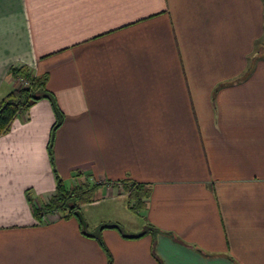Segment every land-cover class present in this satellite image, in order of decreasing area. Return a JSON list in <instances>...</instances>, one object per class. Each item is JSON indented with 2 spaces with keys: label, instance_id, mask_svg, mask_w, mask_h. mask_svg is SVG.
<instances>
[{
  "label": "crops",
  "instance_id": "crops-1",
  "mask_svg": "<svg viewBox=\"0 0 264 264\" xmlns=\"http://www.w3.org/2000/svg\"><path fill=\"white\" fill-rule=\"evenodd\" d=\"M20 67L49 97L0 135V264H264V0H0V100ZM57 172L141 223L48 212Z\"/></svg>",
  "mask_w": 264,
  "mask_h": 264
},
{
  "label": "trees",
  "instance_id": "trees-1",
  "mask_svg": "<svg viewBox=\"0 0 264 264\" xmlns=\"http://www.w3.org/2000/svg\"><path fill=\"white\" fill-rule=\"evenodd\" d=\"M14 74L29 81V86L18 88L10 92L0 100V135L7 133L14 120L24 111L42 98H47L48 76H32L28 70L22 67L15 69ZM57 125L53 131L57 129ZM52 146V136L50 139ZM129 207L133 211H140L144 207L145 200L149 197L150 187L144 183H132L127 181ZM96 185H91L87 177L77 186L67 187L64 181L57 179L55 194L51 197L46 210L48 212L58 211L64 218L75 217V212L84 204L97 201L95 196ZM37 215H39L37 213ZM145 234V233H144ZM91 236V235H90ZM93 237V235L91 236ZM108 264H111L109 261Z\"/></svg>",
  "mask_w": 264,
  "mask_h": 264
},
{
  "label": "rangeland",
  "instance_id": "rangeland-1",
  "mask_svg": "<svg viewBox=\"0 0 264 264\" xmlns=\"http://www.w3.org/2000/svg\"><path fill=\"white\" fill-rule=\"evenodd\" d=\"M26 82H28V84H26ZM22 83L24 86H29V84H30L29 81H23ZM53 161H54V163H53L54 167H57V165H56L57 162L54 160V158H53ZM51 167H52V163H51ZM54 169H56V168H54ZM58 178L62 179L65 182L66 186H68V187L71 186L70 185L71 183L64 180L60 173H58L57 175H54L55 186L57 184ZM123 206L126 209L123 208ZM127 209H128V207H127V203H126L125 199L124 200H121V199H118V200L117 199L116 200L105 199L102 202H99V204H94V205L83 207L82 213L85 217V220L87 221V224L89 223V229L90 230L93 229V226H95V224H101L102 219L107 220L108 216H110V215L111 216H118L119 218H121L120 220L123 221V224L125 226H127V228L134 227V225H136L137 222L141 223L140 219H138L137 216H135L136 217L135 218L132 216V214H128L127 212L124 213V211ZM125 216H128V217H125ZM105 222H107V221H105ZM102 224H106V223H102Z\"/></svg>",
  "mask_w": 264,
  "mask_h": 264
},
{
  "label": "water",
  "instance_id": "water-1",
  "mask_svg": "<svg viewBox=\"0 0 264 264\" xmlns=\"http://www.w3.org/2000/svg\"><path fill=\"white\" fill-rule=\"evenodd\" d=\"M75 216L79 219L81 226H82V229H83V232L88 234V232H87L88 224H87V221L85 220V217H84L83 213L81 212V210H77L75 212ZM100 229H118L123 234V236H125L127 238H139V237H141V234L134 235V234L125 233L123 228L118 224H104L100 227Z\"/></svg>",
  "mask_w": 264,
  "mask_h": 264
},
{
  "label": "built area",
  "instance_id": "built-area-1",
  "mask_svg": "<svg viewBox=\"0 0 264 264\" xmlns=\"http://www.w3.org/2000/svg\"><path fill=\"white\" fill-rule=\"evenodd\" d=\"M26 84H28V82H26Z\"/></svg>",
  "mask_w": 264,
  "mask_h": 264
}]
</instances>
